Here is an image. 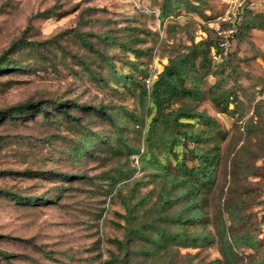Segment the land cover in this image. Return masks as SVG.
Instances as JSON below:
<instances>
[{"label": "rangeland", "instance_id": "1", "mask_svg": "<svg viewBox=\"0 0 264 264\" xmlns=\"http://www.w3.org/2000/svg\"><path fill=\"white\" fill-rule=\"evenodd\" d=\"M229 9L255 14V26L213 57L218 76L206 79L200 100L169 108L205 110L220 133L168 152L163 129L149 128L152 84L144 79L212 36L210 24ZM16 40L24 43L7 56L17 70L0 73V111L45 109L0 119V264H207L221 259L219 229L232 246V232L242 243L227 264H264V0H0V57ZM191 148L218 163L199 194L203 218L186 228L190 244L158 250L138 234L126 237L122 216L135 208L145 218L160 192L175 194L172 153L194 167Z\"/></svg>", "mask_w": 264, "mask_h": 264}, {"label": "trees", "instance_id": "2", "mask_svg": "<svg viewBox=\"0 0 264 264\" xmlns=\"http://www.w3.org/2000/svg\"><path fill=\"white\" fill-rule=\"evenodd\" d=\"M161 13L165 14L164 12ZM160 18L163 19L164 17ZM211 25L212 36L205 41L191 43L184 50L176 51L172 56L168 57L167 64L151 83L149 99L154 109V115L149 128L150 131L155 130L156 134H158L157 130L159 128L163 129L161 140L168 148V152H171L174 146L187 148L190 144L197 145L200 142L210 141L213 139L212 132L214 130L218 134L220 133L217 121L205 110L198 111L188 103H184L177 109H169L176 100H200L203 92L201 87L205 84L206 79L218 76L212 69L213 57L227 48L221 49L219 47L217 36L214 34ZM254 26L255 14L244 9L242 22L234 39H239L246 28H253ZM23 43L24 41L22 40L13 41L2 54L0 57V73L17 70L18 64L9 65L7 56ZM262 88H264V84L259 90ZM139 96L142 100L145 99L146 90L144 87L140 88ZM51 103L57 109H60L62 114H68L63 102L52 101ZM75 107L88 115L106 116L107 114L101 105L88 107L84 104H76ZM34 108L45 109L41 107V103L17 105L0 111V119L4 118L5 115L11 118H18L25 112H31ZM168 130L172 131L170 137H164ZM146 142L147 144L152 143L149 138H146ZM132 152H136L135 149ZM186 153L194 158L197 165L189 168L184 161L178 160V153H172L176 160L175 167L178 175L171 178L170 183L176 193L165 191L166 189L160 192L156 205L152 207V211L145 218L136 213L134 211L135 208L132 210L128 209V212L122 216L125 220L123 229L126 237L131 233L134 235L138 234L139 237L151 241L155 249L158 248V250L165 249L173 243L184 246L190 244L189 241L191 240L187 236L186 228L188 225L199 223L203 218L204 213L200 210L202 199L199 194L204 186H208L211 183L213 170L218 160L216 155L206 150L200 151L197 148H191ZM35 200L36 198L32 197L16 198V201L26 203H32ZM232 211L227 209L226 214L228 217ZM157 220H162L164 227L158 226L156 224ZM262 222H264V215ZM165 225H170V227ZM149 229H153L156 232L158 239H153L147 234L146 231ZM218 232L221 238V243L219 244L221 259L207 264H224V261L227 264L229 260L237 257V252L242 247V243H238V238L234 232L230 235V240L234 243V246L231 245L221 229ZM207 238L208 236L204 235V239L207 240ZM242 239L245 240V245L250 246L252 237L248 233H245Z\"/></svg>", "mask_w": 264, "mask_h": 264}, {"label": "built area", "instance_id": "3", "mask_svg": "<svg viewBox=\"0 0 264 264\" xmlns=\"http://www.w3.org/2000/svg\"><path fill=\"white\" fill-rule=\"evenodd\" d=\"M234 1L230 3L233 4ZM242 22V16L236 11L227 10L222 17H218V21L211 25L214 34L217 36L218 45L221 49L229 47L230 43L238 32ZM145 84L148 86L152 82V76L144 79ZM260 96L264 99V88L260 89Z\"/></svg>", "mask_w": 264, "mask_h": 264}]
</instances>
